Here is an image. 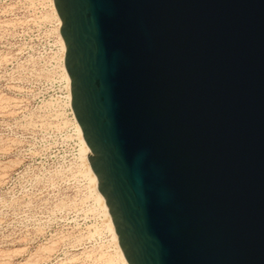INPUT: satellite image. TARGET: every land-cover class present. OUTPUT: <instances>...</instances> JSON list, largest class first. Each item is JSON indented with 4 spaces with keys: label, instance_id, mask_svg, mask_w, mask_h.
I'll return each instance as SVG.
<instances>
[{
    "label": "water",
    "instance_id": "water-1",
    "mask_svg": "<svg viewBox=\"0 0 264 264\" xmlns=\"http://www.w3.org/2000/svg\"><path fill=\"white\" fill-rule=\"evenodd\" d=\"M53 2L129 264H264V0Z\"/></svg>",
    "mask_w": 264,
    "mask_h": 264
},
{
    "label": "rangeland",
    "instance_id": "rangeland-1",
    "mask_svg": "<svg viewBox=\"0 0 264 264\" xmlns=\"http://www.w3.org/2000/svg\"><path fill=\"white\" fill-rule=\"evenodd\" d=\"M54 10L53 0H0V264H123L88 171Z\"/></svg>",
    "mask_w": 264,
    "mask_h": 264
},
{
    "label": "bare ground",
    "instance_id": "bare-ground-1",
    "mask_svg": "<svg viewBox=\"0 0 264 264\" xmlns=\"http://www.w3.org/2000/svg\"><path fill=\"white\" fill-rule=\"evenodd\" d=\"M54 11H55V13H56V15H57L58 13L56 12V9H55ZM57 17H58V20L61 22V23H60V26H61L62 21H61V19H60V17H59L58 15H57ZM61 41H62V43H63V45H64V48H65V54H66V44H65L63 38H62ZM64 71H65V75H66L67 78H68V81H69V84H70V92H71V78H70V76H69V74H68L66 68L64 69ZM70 94H71V93H70ZM77 126H78V129H79V132H80V138H81V140H82V142H83V144H84L85 150H86L88 156L90 157V155H91V150H90L88 144L86 143V141L84 140V137H83V134H82V130H81V127H80V125L78 124V122H77ZM88 171H89V174H90V176H91V180H92V182H93V184H94L95 190H96L97 193H98V198H99V200H100L101 203H102V206H103V209L105 210V213L108 215L109 225H110V227H111V229H112V231H113V233H114V237H115V241H116L115 243L117 244V248H118V252H119L120 259L122 260V263H123V264H129V262H128L127 259L125 258L124 254H123V252H122V249H121V247H120V245H119L118 235H117L116 230H115V228H114V224H113V222H112V217H111V215H110V213H109L108 206L106 205V200H105L104 196L102 195V193L98 190V178H97V176H96V173L92 170V167H91L90 164H89V166H88ZM99 203H100V202H99ZM102 206H101V207H102Z\"/></svg>",
    "mask_w": 264,
    "mask_h": 264
}]
</instances>
